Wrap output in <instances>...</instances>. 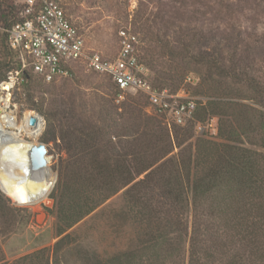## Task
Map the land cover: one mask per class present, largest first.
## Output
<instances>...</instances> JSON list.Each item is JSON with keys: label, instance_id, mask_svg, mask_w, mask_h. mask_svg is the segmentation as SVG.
I'll use <instances>...</instances> for the list:
<instances>
[{"label": "rangeland", "instance_id": "rangeland-1", "mask_svg": "<svg viewBox=\"0 0 264 264\" xmlns=\"http://www.w3.org/2000/svg\"><path fill=\"white\" fill-rule=\"evenodd\" d=\"M23 1L0 0L1 71H6V65L11 63L4 19L11 17V3L19 14ZM58 1L83 33L87 46L107 56L117 53L118 35L122 28L134 33L138 38L140 59L146 67L145 74L154 85L178 89L185 84L186 77L192 75L194 83L190 90L199 106L201 102L203 105L213 99V93H216L215 99L258 107L251 99L253 95L247 84L235 85V91H227L226 85L233 86L231 79L219 75L217 62L227 68L235 66L239 72L247 71L264 87V0ZM209 71L222 82L217 92L205 90L204 78ZM15 99L19 117H24L28 111L39 115L40 134L37 137L25 134V138L47 145L49 171L56 174V183L60 166L72 155L71 147L76 142L75 138L78 139L76 129L79 125L86 126V129H100L106 138L120 146L127 138L123 134L128 129L136 128L139 134L149 133V128L159 119L164 127H169L174 146L168 156L183 152L184 148L185 153L190 149L208 152L222 143L217 116L208 117L205 121L193 118L185 124H177L160 114L143 93L127 92L120 98L109 77L93 71L84 62L75 64L72 74L51 82L33 75L32 80L16 88ZM38 108L55 114L51 117V126L47 127L46 116ZM243 109L236 105L233 111ZM246 116L247 113L244 118ZM251 120L253 123L256 121L253 117ZM232 122L239 126L243 118ZM174 125L183 137L186 132L189 135L178 140ZM46 131L47 142L42 140ZM142 141L148 144L155 140L144 135ZM56 183L48 200L34 205L16 202L0 187L3 208L0 210V264H18L20 259L30 255L34 257L29 264H39L44 253L41 250L51 248L58 240V218L52 197ZM130 202L126 190L122 189L79 221L68 230L75 242L51 263L84 264L90 252L108 256L128 245H137L146 226L137 215V208L128 206ZM121 212L127 213V220ZM166 264L187 262L169 261Z\"/></svg>", "mask_w": 264, "mask_h": 264}, {"label": "trees", "instance_id": "trees-1", "mask_svg": "<svg viewBox=\"0 0 264 264\" xmlns=\"http://www.w3.org/2000/svg\"><path fill=\"white\" fill-rule=\"evenodd\" d=\"M11 5V17L4 19L7 29L18 19L14 3ZM7 39L6 31V43ZM8 49L11 63L6 71L0 67V81L18 65ZM217 67L220 76L231 79L233 86L226 85L227 91L247 84L253 95L249 99L258 107L215 99L216 93L205 104L201 102L194 118L205 121L217 116L222 139L208 152L190 149L185 153L184 148L168 156L174 146L169 127L159 119L149 133L128 129L122 146L106 138L100 129L79 125L72 155L60 166L52 193L59 238L51 248L41 250L39 264H52V259L75 242L68 230L122 189L133 202L128 206L137 208V215L145 222L142 239L108 256L90 252L84 264H264V87L247 71L223 67L219 62ZM204 79L209 92L222 87L210 71ZM236 105L244 109L235 112ZM38 110L46 116L47 127L51 126L55 114ZM239 118H243L240 127L232 122ZM173 127L178 140L189 135L186 132L183 137L177 126ZM47 134L42 136L45 142ZM144 135L154 143L143 144ZM1 204L0 198V210ZM120 214L128 219L127 213ZM33 257L25 256L18 264H29Z\"/></svg>", "mask_w": 264, "mask_h": 264}, {"label": "built area", "instance_id": "built-area-1", "mask_svg": "<svg viewBox=\"0 0 264 264\" xmlns=\"http://www.w3.org/2000/svg\"><path fill=\"white\" fill-rule=\"evenodd\" d=\"M7 32V44L18 65L0 81V106L8 104L7 109L19 115L15 99L19 85L32 74L48 82L68 76L78 62L109 77L120 98L127 92L143 93L156 110L177 124L187 123L198 110L197 98L190 90L194 83L192 75H188L185 84L178 89L154 85L145 74L146 67L140 59L138 38L134 33L122 28L117 53L107 56L87 46L83 33L58 0H24L18 19Z\"/></svg>", "mask_w": 264, "mask_h": 264}, {"label": "bare ground", "instance_id": "bare-ground-1", "mask_svg": "<svg viewBox=\"0 0 264 264\" xmlns=\"http://www.w3.org/2000/svg\"><path fill=\"white\" fill-rule=\"evenodd\" d=\"M7 105L0 106V187L18 203L45 202L56 183V174L49 167L31 171L29 150L36 142L25 138V134L34 137L40 134L39 117L28 111L21 118Z\"/></svg>", "mask_w": 264, "mask_h": 264}, {"label": "water", "instance_id": "water-1", "mask_svg": "<svg viewBox=\"0 0 264 264\" xmlns=\"http://www.w3.org/2000/svg\"><path fill=\"white\" fill-rule=\"evenodd\" d=\"M29 77V74H27ZM39 117V115H36ZM34 121V119H32ZM48 148L44 142L34 143L29 150L31 171H44L49 166Z\"/></svg>", "mask_w": 264, "mask_h": 264}]
</instances>
